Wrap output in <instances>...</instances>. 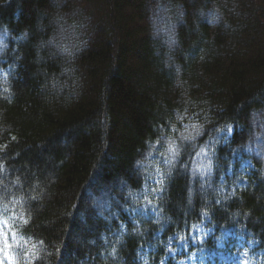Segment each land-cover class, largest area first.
<instances>
[{"label":"trees","instance_id":"16d2710c","mask_svg":"<svg viewBox=\"0 0 264 264\" xmlns=\"http://www.w3.org/2000/svg\"><path fill=\"white\" fill-rule=\"evenodd\" d=\"M4 222L33 264H264V0H0Z\"/></svg>","mask_w":264,"mask_h":264},{"label":"rangeland","instance_id":"374dc122","mask_svg":"<svg viewBox=\"0 0 264 264\" xmlns=\"http://www.w3.org/2000/svg\"><path fill=\"white\" fill-rule=\"evenodd\" d=\"M200 16V21H203L205 20V18L202 16V14H199ZM161 21L163 22V24L166 21V19H161ZM151 22H152V27L154 28V30L156 29L157 30V23H156V16L155 15H151ZM169 28V27H167ZM167 33H162V35L158 36V38H162L163 40H165ZM49 46L50 45H53V39L51 38L48 42ZM2 226L5 227V230L0 227V231H3L6 235H7V230L9 229V227L5 224H2ZM203 232H206L205 229L203 228H199L198 230V234L200 233H203ZM8 238V236H7ZM0 246H1V249H0V254L3 255L7 261H8V264H23V262L19 261V262H14V260L12 259V257L9 255L10 253V246H9V241H5L4 239H0ZM222 259L227 263V264H252L249 262V255H248V252L247 251H243L241 254L237 255V256H234V255H231V254H224L221 256ZM23 260H28L30 261V255L29 254H26L23 258ZM29 264H32V263H29ZM179 264H207V258H205L204 256H196V257H190V258H187V259H184L182 260Z\"/></svg>","mask_w":264,"mask_h":264},{"label":"snow or ice","instance_id":"6c2138e0","mask_svg":"<svg viewBox=\"0 0 264 264\" xmlns=\"http://www.w3.org/2000/svg\"><path fill=\"white\" fill-rule=\"evenodd\" d=\"M5 225H6V222H4ZM25 223H27V221H25ZM14 235V234H13ZM0 238L4 239L5 241H7V235L3 232V231H0Z\"/></svg>","mask_w":264,"mask_h":264},{"label":"bare ground","instance_id":"6f19581e","mask_svg":"<svg viewBox=\"0 0 264 264\" xmlns=\"http://www.w3.org/2000/svg\"><path fill=\"white\" fill-rule=\"evenodd\" d=\"M205 230H206V229H205ZM206 232H207V230H206ZM203 233H205V232H203ZM203 233H202V234H203ZM242 252H243V251H242ZM242 252H241V253H242ZM241 253H239V254H241ZM239 254H237V255H239ZM223 255H224V254H223ZM231 255H232V254H231ZM237 255H234V256H237ZM199 256H200V255H199ZM201 256H202V255H201ZM205 258H206V257H205ZM222 260H223V259H222ZM226 264H227V263H226Z\"/></svg>","mask_w":264,"mask_h":264}]
</instances>
